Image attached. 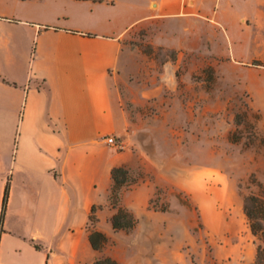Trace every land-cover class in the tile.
I'll list each match as a JSON object with an SVG mask.
<instances>
[{"label": "crops", "instance_id": "1", "mask_svg": "<svg viewBox=\"0 0 264 264\" xmlns=\"http://www.w3.org/2000/svg\"><path fill=\"white\" fill-rule=\"evenodd\" d=\"M149 24L173 38L161 45L206 51L221 77L256 89L264 123V66L251 65L264 63V0H0V264H92L93 206L95 228L116 238L111 170L139 162L105 140L130 122L120 103L143 85L145 57L127 38ZM151 195L150 184L132 185L119 206L139 228L168 229L172 213L151 210ZM188 236L172 244L167 234L153 253L131 246L125 264H192ZM213 254L251 264L254 236L247 228Z\"/></svg>", "mask_w": 264, "mask_h": 264}, {"label": "rangeland", "instance_id": "2", "mask_svg": "<svg viewBox=\"0 0 264 264\" xmlns=\"http://www.w3.org/2000/svg\"><path fill=\"white\" fill-rule=\"evenodd\" d=\"M127 42L145 57L144 79L122 96L130 122L113 146L136 156L138 167L128 168L132 185L150 184L149 208L171 212L174 221L168 229L136 224L129 231L114 230L116 238H108L96 258L107 255L125 264L131 246L139 255L153 253L167 234L172 244L187 234L182 251L192 264H233L227 256L216 261L213 250L244 236L242 195L256 191L248 183L252 175L264 182L258 91L221 77L217 61L206 51L179 52L161 45L173 44V38L160 25L135 30ZM146 233H152L149 239L142 237Z\"/></svg>", "mask_w": 264, "mask_h": 264}, {"label": "trees", "instance_id": "3", "mask_svg": "<svg viewBox=\"0 0 264 264\" xmlns=\"http://www.w3.org/2000/svg\"><path fill=\"white\" fill-rule=\"evenodd\" d=\"M253 64L264 66V63L258 61H255ZM129 174L130 170L125 167L115 166L111 170L112 185L108 196V202L116 209L115 213L110 217V224L115 231H129L136 225V219H134L133 214L127 209L119 206V200L122 196L123 190L135 183V180L130 179ZM248 183L255 184L257 187L255 192L243 194L241 199L242 211L246 217L247 227L250 230V233L254 236V241L256 243V256L254 257L252 264H264V182H259L255 176L252 175L249 178ZM7 194L8 191L6 188L3 194L0 218H2L3 212H5ZM95 210L96 207L93 206L91 214H89L90 230L88 238L91 247L94 250L97 252H103L109 239L95 228ZM1 230L0 227V231ZM92 264H118V262L110 256L101 255L100 257L95 258Z\"/></svg>", "mask_w": 264, "mask_h": 264}, {"label": "built area", "instance_id": "4", "mask_svg": "<svg viewBox=\"0 0 264 264\" xmlns=\"http://www.w3.org/2000/svg\"><path fill=\"white\" fill-rule=\"evenodd\" d=\"M105 141L109 145H115L116 144V141H118V140L114 136H109V137H107V139Z\"/></svg>", "mask_w": 264, "mask_h": 264}]
</instances>
